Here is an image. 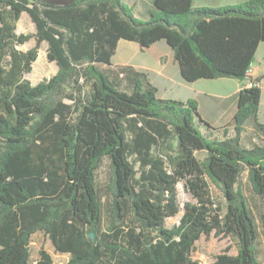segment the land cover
Here are the masks:
<instances>
[{"label": "trees", "instance_id": "trees-1", "mask_svg": "<svg viewBox=\"0 0 264 264\" xmlns=\"http://www.w3.org/2000/svg\"><path fill=\"white\" fill-rule=\"evenodd\" d=\"M23 13L35 33L17 32ZM121 39L165 41L186 82L243 80L264 42V0H154L147 20L124 0H0V264H55L45 250L31 260L38 231L70 254L65 264H202L192 252L213 232L237 238L238 251L211 264H259L260 228L240 179L246 172L264 202L260 87L240 90L233 131L219 137L197 100L161 98L146 72L114 67ZM42 42L58 71L33 84L25 75ZM250 130L260 142L246 146ZM180 182L192 200L168 227Z\"/></svg>", "mask_w": 264, "mask_h": 264}, {"label": "crops", "instance_id": "crops-1", "mask_svg": "<svg viewBox=\"0 0 264 264\" xmlns=\"http://www.w3.org/2000/svg\"><path fill=\"white\" fill-rule=\"evenodd\" d=\"M124 1L132 6L135 15L143 20L149 18V10L154 7V0ZM244 1L247 0H193V5L218 7ZM112 63L114 67L132 66L146 72L157 87L161 98L181 101L197 100L201 117L211 125L219 127L214 131V135L219 137L223 136L225 128H228L230 132L233 131L239 92L244 87H249L248 82L252 80L262 91L258 118L264 122V42L259 44L251 62V74L243 80L220 77L200 78L193 82H186L181 77L180 67L172 48L165 41H158L144 48L138 42L121 39Z\"/></svg>", "mask_w": 264, "mask_h": 264}, {"label": "rangeland", "instance_id": "rangeland-1", "mask_svg": "<svg viewBox=\"0 0 264 264\" xmlns=\"http://www.w3.org/2000/svg\"><path fill=\"white\" fill-rule=\"evenodd\" d=\"M17 32L18 33H35L36 28L32 19L27 13H23L20 20L17 23ZM36 45V39L32 38L24 44L18 45V48L24 51H27ZM47 42H42L38 49V57L33 63V68L30 73H27L25 77L29 79L33 84H37L41 81L51 78L58 71V66L55 62L50 61L47 56ZM117 59V57H116ZM106 68V66H103ZM153 76V75H152ZM70 90V88H68ZM67 102H72L71 100L66 99ZM254 138V139H253ZM260 142V138L254 131H249L243 136V143L246 146H252L254 143ZM199 156H204V153H199ZM132 162L135 164L136 168H139L140 164L136 161L135 156L130 157ZM98 184L102 185L107 183L108 180V170L107 165L104 166L98 172ZM240 185L245 191L249 204L254 212V215L257 218L259 228H260V237L256 244V250L258 255L259 264H264V234L262 229V220L261 216L264 214V202L251 194L248 181L247 173L244 172L240 179ZM178 197L180 201L181 211L172 217L166 219V225L172 227L175 224L180 222V218L184 211V204L188 200H192L191 195L185 190L184 185L180 182L177 186ZM217 194L220 195V192L217 190ZM238 249V241L232 235H217L215 232L210 235H202V237L196 242L195 249L192 252L193 259L199 261L202 264H211L215 257L227 251L231 254H236ZM31 260L36 261L39 258L40 250H45L48 252L55 264H65L70 259V254L61 253L57 251L49 238L43 231H38L32 236L31 244Z\"/></svg>", "mask_w": 264, "mask_h": 264}, {"label": "built area", "instance_id": "built-area-1", "mask_svg": "<svg viewBox=\"0 0 264 264\" xmlns=\"http://www.w3.org/2000/svg\"><path fill=\"white\" fill-rule=\"evenodd\" d=\"M250 74H251V66H250L249 69H248L247 76L250 75ZM254 85H256L254 81L250 80V81L248 82V86H249V87L254 86Z\"/></svg>", "mask_w": 264, "mask_h": 264}, {"label": "water", "instance_id": "water-1", "mask_svg": "<svg viewBox=\"0 0 264 264\" xmlns=\"http://www.w3.org/2000/svg\"><path fill=\"white\" fill-rule=\"evenodd\" d=\"M93 236V235H92Z\"/></svg>", "mask_w": 264, "mask_h": 264}]
</instances>
